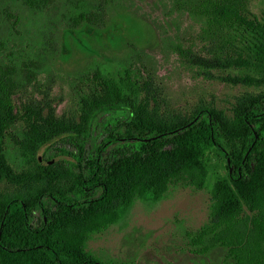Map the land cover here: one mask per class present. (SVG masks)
Instances as JSON below:
<instances>
[{
  "label": "trees",
  "instance_id": "obj_1",
  "mask_svg": "<svg viewBox=\"0 0 264 264\" xmlns=\"http://www.w3.org/2000/svg\"><path fill=\"white\" fill-rule=\"evenodd\" d=\"M107 4L0 0V264H104L86 252L92 235L120 223L137 201L159 203L174 183L203 189L215 165L224 174L213 175L208 221L184 233L186 250L202 264H264V0H173L199 23L210 62L260 89L231 116L212 108L160 115L126 68L93 74L78 121L51 108L17 112L20 80L34 67L8 45L26 18L60 10L71 29L98 30ZM58 141L69 159L40 161L41 149ZM8 147L25 165L19 175Z\"/></svg>",
  "mask_w": 264,
  "mask_h": 264
},
{
  "label": "rangeland",
  "instance_id": "obj_2",
  "mask_svg": "<svg viewBox=\"0 0 264 264\" xmlns=\"http://www.w3.org/2000/svg\"><path fill=\"white\" fill-rule=\"evenodd\" d=\"M99 29H71L60 10L44 18L28 16L21 38L12 39L8 51L16 60H30L34 68L14 97L16 111L23 107L54 110L57 117L78 121L79 98L91 86L93 74L130 69L143 87L150 109L168 118L183 117L198 108H212L231 116L237 102L256 95L259 88L240 82L237 72H225L210 62L200 25L179 12L173 0H107ZM256 6V5H255ZM103 119L94 125V135ZM69 146L55 142L39 152L40 161H66ZM17 175L25 167L8 147ZM195 189L174 183L157 204L136 202L118 224L92 235L86 252L104 264H202L187 252L184 233L208 221L210 188ZM19 188L16 184L9 189ZM4 187V186H3ZM209 258L205 264H213Z\"/></svg>",
  "mask_w": 264,
  "mask_h": 264
}]
</instances>
